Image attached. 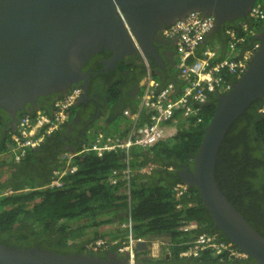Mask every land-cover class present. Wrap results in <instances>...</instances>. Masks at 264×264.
<instances>
[{
    "label": "trees",
    "instance_id": "1",
    "mask_svg": "<svg viewBox=\"0 0 264 264\" xmlns=\"http://www.w3.org/2000/svg\"><path fill=\"white\" fill-rule=\"evenodd\" d=\"M238 24L220 27L214 38L226 42L224 29L235 28ZM262 24V21H252L249 26L257 34ZM249 41H258L256 35ZM100 67L97 63L95 76L107 84L104 102L107 107L114 108V114L106 120L125 108L135 111L140 93L134 103H120V88L128 84L129 76L135 87L137 80L145 74L143 66L125 58L114 69L99 71ZM216 103V95H211L204 104L197 106L199 110L195 117L176 115L175 135L149 148L132 146L127 153L124 149H112L98 156L93 150L82 151L79 145V138L101 114L94 117L91 113L83 121H75L86 108L85 102L72 107L69 122L47 137L38 148L28 150L18 162L8 155L11 128L3 132L6 121L0 116V156L8 155V159L0 157V168L7 166L8 169L4 178L0 172V243L21 248L39 246L66 254L83 253L90 242L105 239L104 236L121 243L126 229L114 236L98 234L95 230L103 224L121 225L129 219L135 238L162 243L164 256L160 260L164 262L174 258L182 261L180 251L201 233H216L221 240L227 241L219 231L213 230V223L194 188L190 187L187 194L178 198L173 192L174 185L180 182L178 170L185 165L192 168V157ZM263 106L264 99L252 102L230 126L218 152L215 177L221 191L264 237V111H260ZM90 119L92 122L80 134L82 124ZM197 119L200 121L196 122ZM125 134L116 135L123 137ZM93 139L92 134L82 143H90ZM66 146L77 152L68 163L60 158ZM127 156L128 180L121 175ZM148 165L152 166L151 171L143 172L142 168ZM71 166H75V170L61 176L60 187L49 186L54 171ZM113 170L120 171L115 183L109 180ZM191 222L196 224L195 228L182 229ZM90 232L94 233L93 237L85 238ZM119 245H110L102 251L116 250ZM166 254H169V260L165 259ZM191 259L197 264H234L212 256L209 251ZM249 260L252 261L241 264L253 262V259Z\"/></svg>",
    "mask_w": 264,
    "mask_h": 264
},
{
    "label": "water",
    "instance_id": "2",
    "mask_svg": "<svg viewBox=\"0 0 264 264\" xmlns=\"http://www.w3.org/2000/svg\"><path fill=\"white\" fill-rule=\"evenodd\" d=\"M255 2L0 0V109L12 118L9 125L15 129L17 112L29 111L30 105L38 109L39 98L50 94L58 98L73 86L86 82L89 73L84 65L102 50L113 53L103 60L109 69L127 57H138L139 51L148 60L154 57L163 67L153 43L156 29L162 31L190 12L198 11L214 17V27L207 34L212 37L220 27L245 19ZM117 8L122 10L125 23ZM256 38L259 47L245 72L231 83L228 91L216 94V107L192 157V168L185 165L179 172L180 181L198 194L213 230L253 259L248 264H264V237L221 191L215 168L230 126L252 102L264 99V28ZM81 87L83 94L76 106L89 98L85 83ZM135 247L143 252L148 249L145 241H138ZM0 264H128V253L118 255L110 251L100 257L89 252L66 254L39 246L21 248L0 243ZM135 264L161 263L151 261L149 254H142Z\"/></svg>",
    "mask_w": 264,
    "mask_h": 264
},
{
    "label": "built area",
    "instance_id": "3",
    "mask_svg": "<svg viewBox=\"0 0 264 264\" xmlns=\"http://www.w3.org/2000/svg\"><path fill=\"white\" fill-rule=\"evenodd\" d=\"M118 16L124 20L123 12L117 8ZM264 19V9L260 2H255L245 19H241L235 28L225 29L227 49L221 54L215 46H203L205 36L213 29L214 17L203 16L193 11L187 16L166 26L162 34L166 39L175 42V68L177 77L181 80L180 88L173 82L161 83L148 68V62L143 53L139 51L145 64V74L142 78L139 101L135 111L124 109L122 114L131 119L127 135L123 137L109 136L98 133L90 146L83 147L82 151L93 150L100 156L106 150L124 149L127 153L132 146L148 148L155 143L169 138V124L175 123L176 115L189 117L198 114L197 106L204 104L211 95L225 93L231 87L234 78L240 77L259 47V42H250V37L256 31L249 25L250 22H261ZM83 94L82 87L73 86L64 95L55 99L51 112L37 110L31 114L20 117L15 131L10 134L9 153L13 161L18 162L28 150L41 145L46 137L59 131L70 118V109L76 105ZM264 111V106L260 109ZM143 114L145 119L143 120ZM76 153L66 152L61 156L63 161H70ZM129 157L125 159L126 167L121 171L122 178H129ZM152 166L142 168L149 172ZM75 166L64 170L54 171V178L49 184L51 187L61 185V176L66 172H73ZM120 171L113 170L109 180L115 183ZM188 185L176 183L173 187L175 197L187 194ZM127 234L122 243L116 240L97 239L87 245L90 251L105 249L110 245L120 244L117 251L128 253V264H134L136 243L143 239L132 235V222L129 219L123 224ZM191 222L182 229L195 228ZM217 234L201 233L187 244L179 253L183 258L199 257L202 252L209 251L212 256L220 260L240 261L247 258V254L237 248L233 243L219 241ZM159 243V242H158ZM160 244V243H159ZM151 257L157 258L151 250Z\"/></svg>",
    "mask_w": 264,
    "mask_h": 264
},
{
    "label": "flooded vegetation",
    "instance_id": "4",
    "mask_svg": "<svg viewBox=\"0 0 264 264\" xmlns=\"http://www.w3.org/2000/svg\"><path fill=\"white\" fill-rule=\"evenodd\" d=\"M262 6L264 9V1L262 2ZM237 23H238V21L235 24H237ZM262 23H263L262 28H264V19H263ZM154 36L155 37L153 39V43L156 46V49L159 52V54L164 55L165 57L169 58L170 55H172V53H173L172 42H170L168 39H166L163 36L161 30H159V29L155 30ZM212 38H213V36H212ZM223 39L226 40L225 34L223 35ZM101 53H106V54L104 56H98L97 55V54H101ZM97 54H94L90 58V60L84 65V70L89 73V76L87 77L86 82H83V83L80 82L78 85L84 86V83H85L86 95L89 98L86 101V103H87L86 108L82 111L81 115L78 118H76L75 121H83L84 118L86 119L88 117V115H90L91 113L95 114V116L93 115L94 117H96L99 112H101V114L102 113L106 114L107 116L114 114L113 113L114 108L107 107V105L104 102V100H105L104 93L106 91L107 84L105 83L104 80L95 76V74H96L95 69H96L97 63L99 65H101V67L99 68V71L104 70L103 67L106 66V68H107L108 65H104L103 60L106 58H110L113 55V53L108 51V50H102V51L98 52ZM127 58L128 59H126V60H128V61H129V59H131V60H134V62L136 64L139 63L138 57H136V56L127 57ZM114 68H115V66L112 69H114ZM107 70H109V68H107ZM82 90H83V88H82ZM120 90H121V97L119 98V102L120 103L129 102V100L132 98L133 93L135 91V87H134V85H132V76H129L128 84L121 86ZM55 98H56V96L52 95V94L39 98V100L37 102L38 108L41 110L42 109H44V110L50 109L51 106L53 105ZM102 102L104 105L101 104ZM117 105H119V104H117ZM28 110L29 111H26V112L33 113L34 111H36V108L34 106L30 105ZM26 112H24V111L17 112L15 115V120L17 121ZM101 114H99V117L101 116ZM0 116L3 117V119L6 121V126L11 127L9 124H10L12 118L9 116V114H7L5 111L0 109ZM89 122H92V119H90L89 121H85V123L82 124L80 134H82L84 132V129L87 127ZM69 129H72V128L69 127ZM72 131L75 132V129H73ZM73 138H76V137L73 136ZM182 170H178V173L181 172ZM214 234H216V233H214ZM107 251L109 253V250H107ZM107 251H96V252L88 251V252L92 253V254H97L100 257H105L106 255H108V253L104 254V252H107ZM151 259L153 261L161 263V264H197L190 257H188V258L181 257L182 261L176 260V258H174L171 262H164L160 259H158V260H155L153 258H151ZM169 259H167V260H169ZM248 261H252V260H249V257H248V258L241 260V261H238V262H235V261H232V262L236 264V263L248 262Z\"/></svg>",
    "mask_w": 264,
    "mask_h": 264
},
{
    "label": "crops",
    "instance_id": "5",
    "mask_svg": "<svg viewBox=\"0 0 264 264\" xmlns=\"http://www.w3.org/2000/svg\"><path fill=\"white\" fill-rule=\"evenodd\" d=\"M206 41L209 45L219 48V51L221 54L225 53V51L227 49L226 42H224V41L221 42L219 39H216V38H214L211 41L206 39ZM170 42H172V45H173L172 55H170V57L168 58V57H165L164 55L159 54L160 58H161V64L163 67H161V65L156 62V59L154 57H149V63L151 64L150 70H151L152 74H154L156 76V78L161 83L164 84L167 82H173L176 88H180L181 80L178 79L177 70L175 68L174 58L176 59V57H175L176 54H175L174 40H170ZM137 64H140V63H137ZM142 78H143V76L137 80V83L135 85V91H134L133 96L129 102L133 101V103H134V101H137L138 94L140 93L139 92L140 91L139 86L142 84ZM129 102H127V103H129ZM133 103H132V105H133ZM51 109H52V106L50 109H48L46 111L50 112ZM125 109H129V110L131 109L132 110V108H130V107L125 108ZM121 111L118 112L113 118L108 119V120H106V118L107 117L109 118L113 114L110 116H107L106 114L102 113V115L100 117H97L96 123L94 125H92L90 128H88L86 130L85 134L81 137L82 141L85 139H88L92 134L94 135V139H95V136L98 133H102L103 135H104V133L105 134L110 133L111 135L108 134L109 136H119L120 137V135H116V134H118L120 132H126V134H125V136H126L128 128L131 125V119L126 117L125 115L121 114ZM109 122L111 123L110 126H109ZM169 128H170L171 133H173V134L176 133L177 126H169ZM67 148H70V146H66L65 149H67ZM4 168L5 167L0 168V172L3 171ZM123 229H124L123 224L118 225L117 223H109V224H103V225L99 226L95 231L98 234L114 236V235L118 234L119 232H123L124 231ZM93 235H94V233L90 232L89 235H87L85 238L90 239L91 237H93ZM104 238L107 240H110L109 236H104ZM149 246H150V250L154 254H156V255L161 254V245L158 242H153Z\"/></svg>",
    "mask_w": 264,
    "mask_h": 264
},
{
    "label": "clouds",
    "instance_id": "6",
    "mask_svg": "<svg viewBox=\"0 0 264 264\" xmlns=\"http://www.w3.org/2000/svg\"><path fill=\"white\" fill-rule=\"evenodd\" d=\"M261 4H262V3H261ZM121 11H122V10H121ZM117 14H118V13H117ZM121 20H122V19H121ZM123 22H124V20H123ZM124 23H125V22H124ZM237 24H238V23H237ZM234 27H235V26H234ZM227 28H232V27H227ZM227 28H225V29H227ZM225 29H224V34H225ZM161 32H162V31H161ZM216 33H217V32H215V33L212 35L213 38H212V37H207V35H206L205 38H204V40H203V46H206V45H204V44L207 42L206 39H208L209 41L213 40V39H214V35H215ZM255 35H256V34H255ZM168 40H169V39H168ZM169 41H170V40H169ZM205 41H206V42H205ZM258 42H259V41H258ZM174 45H175V42H174ZM208 46H211V45H208ZM143 55H144V54H143ZM144 57H145V55H144ZM145 58H146V61L148 62V68H149V70H150L151 67H150L149 60L147 59V57H145ZM138 60L140 61V62H139L140 65H142L143 68L145 69V64H144V62H143L142 57L139 55V52H138ZM150 71H151V70H150ZM153 76H154V75H153ZM79 86H81V85H79ZM139 89L141 90V85L139 86ZM67 91H68V90H67ZM220 94H221V93H220ZM214 95H216V94H214ZM58 98H59V97H58ZM55 99H57V98H55ZM54 101H55V100H54ZM75 106H76V105H75ZM37 110H41V109L38 108V109H36V111H37ZM42 110L45 111V112H47V113H49L48 111H46V110H44V109H42ZM51 110H52V109H51ZM130 110H131V109H130ZM122 111H123V110H122ZM122 111H121V114H122ZM34 112H35V111H34ZM34 112H33V113H34ZM50 112H51V111H50ZM24 114H31V112H30V113L26 112V113H24ZM24 114H23V115H24ZM23 115H22V116H23ZM22 116H21V117H22ZM195 116H196V115H195ZM195 116H192V117H195ZM175 118H176V117H175ZM19 119H20V118H19ZM19 119H18V121H19ZM199 121H200V120L197 119L196 122H199ZM68 122H69V120H68ZM68 122H67V123H68ZM17 123H18V122H17ZM17 123H16V125H17ZM67 123H66V124H67ZM175 123H176V121H175ZM175 123H171V124H169V126H177V124H175ZM66 124H65V125H66ZM65 125H64V126H65ZM64 126H63V127H64ZM63 127H62V128H63ZM6 128H8V126H5V127H4V129H6ZM10 128H11V127H10ZM62 128H61V129H62ZM4 129H3V132H5ZM15 129H16V128H15ZM15 129H11L10 134H11L13 131H15ZM55 133H56V132H55ZM10 134H9V138H10ZM84 134H85V133H84ZM51 135H52V134H51ZM51 135H50V136H51ZM174 135H175V134L172 133L171 136H174ZM171 136H170V137H171ZM48 137H49V136H48ZM170 137H169V138H170ZM46 138H47V137H46ZM46 138H45V139H46ZM79 139H80V141H82L81 137H80ZM80 141H79V143H80ZM43 142H44V141H43ZM43 142H42V143H43ZM82 142H83V141H82ZM92 142H93V141H92ZM42 143H41V144H42ZM155 144H156V143H155ZM79 145L81 146L82 150H83V147H87V146H84L83 143H81V144H79ZM152 146H153V145H152ZM150 147H151V146H150ZM37 148H38V147H37ZM148 148H149V147H148ZM35 149H36V148H35ZM145 149H146V148H145ZM30 150H32V149H30ZM65 150H66V151H64V152L61 154V156H62L64 153H66V152H73V153H76V154H77L76 150H69L68 148L65 149ZM0 157H1V158H8V155L3 154V155H1ZM60 158H61V157H60ZM61 160H62V159H61ZM62 161H63V160H62ZM68 162H69V161H68ZM68 162H67V163H68ZM6 167H7V166H6ZM151 169H152V168H151ZM150 171H151V170H150ZM150 171H149V172H150ZM143 172H144V171H143ZM149 172H146V173H149ZM53 177H54V176H53ZM180 182H181V181H180ZM177 183H179V182H177ZM181 183H183V182H181ZM61 184H62V183H61ZM184 184H185V183H184ZM49 186H50V185H49ZM60 186H61V185H60ZM60 186H59V187H60ZM188 187H189V186H188ZM189 188H190V187H189ZM124 229H125V228H124ZM191 229H193V228H191ZM191 229H189V230H191ZM123 241H124V240H123ZM123 241H122V242H123ZM141 241H145V242H146L148 249H147V251H145V252L136 250V253H135V261H137V260H138V257H139L140 255H142L141 252H143V254H149V252H150V246H149V245H151L153 242H159L160 245L162 246V243H161L160 241H157V240H156V241L149 242V241L143 239V240H141ZM122 242H121V243H122ZM105 249H106V248H105ZM102 250H103V249H99V250H97V251H102ZM88 251H90V250L87 249L86 252H88ZM111 251H115L118 255H119V254H124V253H120V252H118L117 249H116V250H111ZM91 252H96V251H91ZM109 252H110V251H109ZM137 253H138V255H137ZM167 255H169V254H166V256H167ZM149 256H150V259L153 258V257H151L150 254H149ZM162 256H164V255H163L162 252H161V254H159L157 258H153V259L158 260V259H161ZM247 258H248V257H247ZM165 259H166V258H165ZM135 261H134V264H135ZM151 261H153V260L151 259ZM240 261H241V260H240ZM154 262H155V261H154ZM235 262H238V261H235ZM234 264H235V263H234Z\"/></svg>",
    "mask_w": 264,
    "mask_h": 264
},
{
    "label": "rangeland",
    "instance_id": "7",
    "mask_svg": "<svg viewBox=\"0 0 264 264\" xmlns=\"http://www.w3.org/2000/svg\"><path fill=\"white\" fill-rule=\"evenodd\" d=\"M175 57H176V55H175ZM174 60L176 61L175 58H174ZM139 92H140V91H139ZM85 140H87V139H85ZM93 140H94V139H93ZM91 143H92V142H90V143H86V144L84 143V146H90ZM5 159H8V158H5ZM7 171H8L7 167H5L3 171H1V175H2L3 178L6 176Z\"/></svg>",
    "mask_w": 264,
    "mask_h": 264
},
{
    "label": "bare ground",
    "instance_id": "8",
    "mask_svg": "<svg viewBox=\"0 0 264 264\" xmlns=\"http://www.w3.org/2000/svg\"><path fill=\"white\" fill-rule=\"evenodd\" d=\"M211 17H213V16H211ZM214 21H215V19H214ZM231 27H233V26H231ZM240 77H241V76H240ZM238 78H239V77H238ZM238 78H237V79H238ZM237 79H236V80H237ZM196 108H197V107H196ZM197 110H199V108H197ZM194 116H195V115H194ZM126 180H128V178H127ZM207 234L214 235V233H207ZM226 240H227V239H226ZM219 241H223V240L220 239ZM226 242H230V241L227 240Z\"/></svg>",
    "mask_w": 264,
    "mask_h": 264
}]
</instances>
